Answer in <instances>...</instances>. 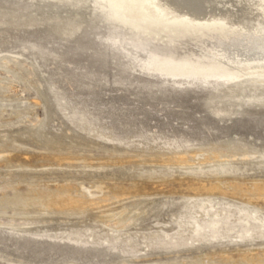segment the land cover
<instances>
[{
    "label": "rangeland",
    "instance_id": "374dc122",
    "mask_svg": "<svg viewBox=\"0 0 264 264\" xmlns=\"http://www.w3.org/2000/svg\"><path fill=\"white\" fill-rule=\"evenodd\" d=\"M126 2L0 0V264H264V88Z\"/></svg>",
    "mask_w": 264,
    "mask_h": 264
},
{
    "label": "bare ground",
    "instance_id": "6f19581e",
    "mask_svg": "<svg viewBox=\"0 0 264 264\" xmlns=\"http://www.w3.org/2000/svg\"><path fill=\"white\" fill-rule=\"evenodd\" d=\"M228 3L226 0H127L122 7L132 18L151 24L217 27L226 35L214 38L208 45L196 41L193 58H155L152 66L157 72L168 76L220 78L264 88V0H239L234 6L241 9L240 13L234 6L228 7ZM257 97L251 96V102L264 103L263 98ZM260 193L264 195V191Z\"/></svg>",
    "mask_w": 264,
    "mask_h": 264
}]
</instances>
